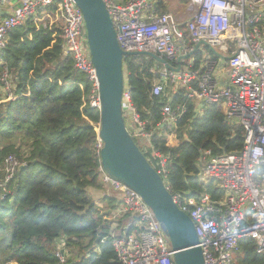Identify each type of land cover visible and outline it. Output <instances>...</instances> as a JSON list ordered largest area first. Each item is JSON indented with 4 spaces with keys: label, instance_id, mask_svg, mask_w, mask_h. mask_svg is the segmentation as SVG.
Masks as SVG:
<instances>
[{
    "label": "trees",
    "instance_id": "16d2710c",
    "mask_svg": "<svg viewBox=\"0 0 264 264\" xmlns=\"http://www.w3.org/2000/svg\"><path fill=\"white\" fill-rule=\"evenodd\" d=\"M156 9L167 12L163 0ZM62 31L56 6L39 9L11 31L2 54L14 101L0 94V169L8 157L24 168L0 202V264H118L108 236L128 217L114 219L120 199L102 183L95 150L99 111L90 108L86 78L64 54ZM137 57L123 61L124 88L150 138L134 135L132 123L126 127L133 141L155 171L165 159L163 181L171 195L221 200L220 189L200 184L199 158L205 151L215 157L240 150L242 127L229 126L220 105L197 106L184 89L167 86L153 96L154 60ZM192 58L194 68L200 67L202 52ZM166 105L184 111L161 124ZM233 264H264V255L256 253L253 241H239Z\"/></svg>",
    "mask_w": 264,
    "mask_h": 264
},
{
    "label": "built area",
    "instance_id": "2783aa9c",
    "mask_svg": "<svg viewBox=\"0 0 264 264\" xmlns=\"http://www.w3.org/2000/svg\"><path fill=\"white\" fill-rule=\"evenodd\" d=\"M110 16L119 47L124 53L150 52L174 69L164 66L150 69L155 75L152 95L159 96L168 86L184 89L187 98L198 105H220L229 126H241L243 143L240 150L211 157L209 151L199 158L200 184L223 192L221 200L208 194L196 197L172 195L177 207L193 222L204 264H233L239 241L251 240L258 255H264V0H188L187 22L180 24L171 13H158L160 0H102ZM7 0H0V6ZM58 8L63 22V51L70 56L75 70L90 85V108L100 109L99 85L91 63L85 22L73 0H19L10 14L0 20V94L14 101L11 76L2 54L8 35L39 9ZM205 43L206 46H203ZM199 47L217 49L227 55V76L223 82L213 77L218 63L211 57L194 68L192 56L187 63L182 57ZM181 57V60L179 58ZM123 106L129 112L135 130L146 142L127 91ZM184 110L169 105L161 108V124L175 121ZM200 112V107L197 109ZM102 142L95 146L99 156ZM21 167L14 157L5 159L0 169V202L6 199L9 185ZM159 175L166 178L165 159L160 161ZM102 183L118 194L120 206L114 219L126 222L116 230L113 225L108 238L118 264H175L173 251L151 210L141 198L123 185L113 182L98 168ZM63 262V255L57 253Z\"/></svg>",
    "mask_w": 264,
    "mask_h": 264
},
{
    "label": "water",
    "instance_id": "95a60500",
    "mask_svg": "<svg viewBox=\"0 0 264 264\" xmlns=\"http://www.w3.org/2000/svg\"><path fill=\"white\" fill-rule=\"evenodd\" d=\"M73 1L83 15L89 56L99 85L98 138L102 142L99 152L102 172L136 193L151 210L169 241L175 264H204L193 222L177 207L163 179L133 141L124 121V114L129 113L123 106L124 59L143 56L167 70L174 69L150 52L124 53L102 0ZM60 254L64 252L61 250Z\"/></svg>",
    "mask_w": 264,
    "mask_h": 264
},
{
    "label": "crops",
    "instance_id": "0c3cea01",
    "mask_svg": "<svg viewBox=\"0 0 264 264\" xmlns=\"http://www.w3.org/2000/svg\"><path fill=\"white\" fill-rule=\"evenodd\" d=\"M19 0H7L5 4L0 6V20L10 14L14 7H16ZM164 8L167 11L166 13H171L177 19L180 24L187 22L189 18V13L187 11L188 8V0H163ZM199 51L202 52L203 60L207 59L208 57H213L212 59L218 63L217 69L213 72V77L218 82H223L227 76V66H226V58L222 57L223 51H215L217 49L209 50L206 52L204 47H199ZM208 53V56H206ZM224 54V53H223ZM185 63H187V58H183ZM203 61V62H204ZM201 62L200 65L203 64ZM128 118L131 119V116L128 114ZM134 135L137 134L136 130H134Z\"/></svg>",
    "mask_w": 264,
    "mask_h": 264
},
{
    "label": "rangeland",
    "instance_id": "374dc122",
    "mask_svg": "<svg viewBox=\"0 0 264 264\" xmlns=\"http://www.w3.org/2000/svg\"><path fill=\"white\" fill-rule=\"evenodd\" d=\"M85 44H87V42L85 41L84 42V45ZM215 51H218V50H215ZM207 55L206 56H208V53H206ZM222 57H224V58H227V55L226 54H223L222 53V55H221ZM137 58H143V59H146L145 57H142V56H138ZM182 62L183 63H185V60H182ZM154 65H156V66H158V67H161V65L158 63V62H156V61H154ZM215 72V71H214ZM125 116H124V119H125V122H126V125L127 126H129V127H132L133 125H132V121H131V119L129 118V123L127 122V120H128V113H125L124 114ZM129 132H131V131H129ZM257 174L258 175H263L264 174V169L263 168H259L258 169V171H257ZM101 196V194L99 195V197ZM98 198V197H97ZM115 225V224H114ZM64 256V255H63Z\"/></svg>",
    "mask_w": 264,
    "mask_h": 264
}]
</instances>
